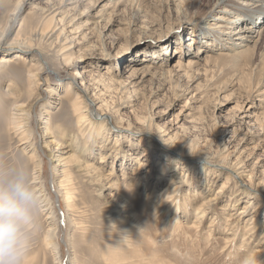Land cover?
<instances>
[{
	"label": "rangeland",
	"instance_id": "1",
	"mask_svg": "<svg viewBox=\"0 0 264 264\" xmlns=\"http://www.w3.org/2000/svg\"><path fill=\"white\" fill-rule=\"evenodd\" d=\"M119 1L86 0L78 5L70 0H0V37L3 31L6 34L2 45L18 37L21 41L33 40L38 49L34 55H39L44 67L50 70L49 76H42L40 89L32 86L31 80L27 83L21 101L25 109L31 110L38 95L41 100L22 123L26 128L17 127L11 100L8 105H0V179L21 169L29 171L32 182H40L33 183L41 188L38 192L50 199L49 204L47 200L43 202L36 216L24 264H242L246 255L263 246L260 242L264 236V197L254 192L241 193L249 178L229 181L227 171L196 161H203L206 153L215 158L228 157L230 161L239 156V160L250 164L249 169L252 167L258 178L256 184L264 180V35L260 41L256 37L264 25V17L257 25L252 22L233 24L231 30L252 26L249 32L255 38L244 47L229 50L227 46L232 47L237 41L218 45L215 41L218 38L211 40L201 35V28L217 24L218 17L226 14L223 8L220 12L215 7L216 0H125L116 5ZM237 2L250 8L255 1ZM55 10L64 13L53 20L51 14ZM100 10L103 12L99 13L97 23L85 26L88 14L96 15ZM84 12L88 14L81 17ZM64 16L63 23L56 21ZM71 20L75 25L70 27L67 23ZM119 20L124 24L117 25ZM133 21L137 25L131 34L128 26ZM80 26L83 27L78 29ZM64 28L61 44L56 40L52 44L51 31ZM73 29L76 33H70ZM143 31L147 32L141 34ZM66 37H69L67 41ZM118 39L119 45L124 47L115 55L117 50L112 48ZM193 39L206 51L190 69L179 68L187 65L190 53H194L188 47ZM63 47L67 48L64 56L71 55V62L75 61L73 68H67L61 59L59 50ZM113 50L115 57L105 56ZM7 51L0 49V57L11 54ZM101 52L106 54L99 56ZM80 56L85 57L84 64L79 61ZM143 59H149L153 69L147 75L134 78L130 75L131 68L140 69ZM31 65L30 59L25 65L21 63L23 76H28L29 69H36ZM6 69L1 68L0 74L10 72L8 76H15L11 81L18 85L21 70L4 71ZM76 69L87 82L102 75L119 82L109 89L106 97L114 113L106 119L104 132L99 131L91 114L82 121L74 115L72 103L75 92H80V84L73 83V92L68 97L66 94L72 82L69 74ZM50 86L56 89V96L46 92ZM0 87V92H4L9 83L3 81ZM91 111L97 115L96 107ZM120 119L125 125L131 123V132L116 128ZM141 119L152 125L153 135L174 137V143L185 150L187 156L177 158L151 137H144L141 143L143 136L138 133L143 127ZM47 123L51 124L53 132L47 141L53 145L45 150L43 138ZM23 130L27 131L25 136ZM28 140L29 148L25 149L26 144H21ZM57 141L73 145L69 154L95 166H101L102 155L110 156L101 166L106 179L102 191L99 186H87L83 177L73 174L75 214L67 212V203L58 198V185L54 182L53 169L58 161L49 154L51 149H56ZM150 145L153 158L141 159L139 156L147 153ZM34 154L42 162V171L32 159ZM141 160L147 166L143 170H139ZM158 161H164L169 169L163 172L156 168ZM145 176H149L147 181H144ZM160 176L163 179L159 180ZM172 178L184 180L179 184L180 199L159 212L148 208V198L154 190L164 199ZM142 182L146 186L140 195L134 186ZM261 185L264 187V183ZM100 192L103 197H99ZM205 199L211 201L215 214L203 220L200 228H193L196 210ZM114 200L117 201L114 205L128 204L140 226L130 229L117 224L108 208ZM249 202L251 214L240 216ZM50 207L55 213L54 220L47 218L46 208ZM255 213L259 230L243 245ZM231 223L237 224L239 231L236 230L234 242L228 243V231L234 228L228 226ZM53 228L57 230L55 233ZM146 228L149 235L141 240V230ZM210 232L212 239L209 240ZM158 237L161 241L152 247ZM258 257L260 264H264V254Z\"/></svg>",
	"mask_w": 264,
	"mask_h": 264
},
{
	"label": "bare ground",
	"instance_id": "2",
	"mask_svg": "<svg viewBox=\"0 0 264 264\" xmlns=\"http://www.w3.org/2000/svg\"><path fill=\"white\" fill-rule=\"evenodd\" d=\"M70 1H74L75 3L80 5L79 4L80 2H84L86 0H70ZM123 1H125V0H120L116 5L121 4ZM252 1H255V2H252L250 8H246L243 5H239L237 0H216L215 1V7H218L217 8L218 11L221 10L220 8H223L224 13H226V14H224L221 17H218V19H217L218 23L217 24H214L213 26H210V27L201 28L202 29L201 35H203L205 38H208V39L210 38L211 40H213V39L215 40L218 38L217 40H215L218 45H220L224 41H226V42L228 41L229 43H232L233 40L237 41L236 43H234V45L232 47L230 45L229 46L226 45L229 50H231V49L235 50V46L236 47L237 46L238 47H244L249 41L252 42L251 40L253 38H255V36L250 35V32H249V29H253L252 26H249L247 28L245 27L246 29H248V31H246V29H244V28L240 29V27L235 29V30H231V26L235 23L252 22L251 24L257 25V23H259V21L262 19V17H264V0H252ZM82 5H83V3H82ZM103 7H105V5H103ZM101 12H103V11L100 10V12H98V14L96 13V15H95V13H92V14H88L86 12L82 13L81 17H83L87 14L89 16L87 22H85L86 23L85 26L91 25V22H93L92 24H96L97 23L96 20L100 17L99 13H101ZM61 13H64V12H58L56 10L53 11L51 14L52 19L54 20L56 18V16L60 15ZM65 19H66V17L64 16V17H62L56 21L63 23L65 21ZM109 20H110V18H109ZM67 21H68V19H67ZM72 22H73V20L69 21V23H67V25L70 26L71 24H73ZM116 24L120 26L121 24L123 25L124 22L119 20L116 22ZM73 25H75V24H73ZM136 25L137 24H135V22L133 21L132 24H130L128 26L129 32H131V34L136 31V29H134V27H136ZM82 27L83 26H80L77 28L81 29ZM67 28H69V27L67 26ZM65 29L66 28H64L62 30L61 29L60 30H57V29L54 30L53 29V31H51L52 35L50 38L54 37V40H52V42H51L52 44H53V41H55V40L57 41L56 43L60 42V44H61L63 32L65 31ZM74 31H75V29L71 30L70 33H76ZM146 32L147 31H143V32H141V34L146 33ZM4 35H6V34H4V31H3V33L1 34V37H0V49H2V50L4 49V51H7V50L11 51V54H7L6 56L3 55L0 57V69L7 67V69L4 71H9V70H13V69H14V71L15 70H19V71L21 70L20 73L22 74V77H20V79H19L20 83H18V85H16V83H13V80L11 81V77L12 76L15 77V76L12 74H11L12 76H8L10 74H7L10 72L0 74V85H3V81H6V83L7 82L9 83L8 89H6L4 92L3 91L0 92V105H5L6 103H8L11 100V103L14 107L13 110L16 111L14 113V115L16 116L15 121L16 120L18 121L17 127L19 129H24V128H26V126L23 125L22 123H24V121H26L28 119L29 113L31 112L32 108L34 109L36 104L41 100V96L38 95V97H36L34 99V102L31 106V110L25 109V106H24V104H22L23 102H21V101L25 97L24 93H25V90L27 89V85H28L27 83L29 80H31L32 86H35V87L40 89L41 88L40 86H42V83H41L42 76L43 75L49 76L50 70L47 69L46 67H44L41 59L39 58V55H37V56L34 55L35 53H37L38 49L33 44V40L28 39L26 41V39H25V41H21L20 39H18L19 38L18 37L16 39L14 38V40L12 39L11 42H9L5 45H2V40L4 39L3 38ZM263 35H264V25H263L262 29L258 30V34L256 37L259 38V41H260V39L262 38ZM68 38L66 37L65 40L67 41ZM193 41H194V39L189 42L190 44H188V47L192 48L194 50V53H190L191 57H189L187 65L179 66V68H185L186 67V69H187V67H188L190 69V67H193V64L196 63V59L199 58L201 56V54L204 53V51H206L203 48H201L200 46L199 47L197 46V43H198L197 41L196 42L195 41L193 42ZM255 42L257 43V41H255ZM119 43H120V39L117 40V42L115 43V47L112 48L114 50L115 49L117 50L115 55H118L120 53V50L124 47L123 44L119 45ZM208 45L210 46L209 43H208ZM66 49L67 48L63 47L59 50V52L63 56L61 59H62V61L65 62V66L67 68H73L75 61L73 63L71 62V60H72L71 55L70 56L69 55L64 56L63 51H65ZM114 50L108 52L107 54L104 52H101L99 54V56L106 54L105 56L113 58V57H115V56H113ZM214 50L215 49H213L212 51H214ZM12 51H14V52H12ZM175 54H179V52L175 51ZM83 58H85V57L80 56L78 58V59H80L79 61H81L82 64H84L86 62L85 60H83ZM28 59H30V61L32 63L31 66L36 67V69H29L28 70V76L25 77V76H23L24 70H22V68H19V67H20L21 63H23V65H25V63H27ZM140 63L141 64H139V65L142 66L140 69L131 68L132 72L130 75L133 76L134 78L139 77L140 74L147 75L150 73L151 69H153L152 67H150V60L149 59H147V60L143 59L140 61ZM143 63H146V65H143ZM179 64L182 65L181 63H179ZM83 68L86 69L87 66H84ZM66 73H67V71H66ZM57 74L59 75V73H57ZM69 75H70L69 77L72 78V82H70L69 85L67 86L68 89H67L66 97H68L71 94V92H73V88H72L73 83L80 84L79 90L81 93L75 92L76 98L72 103L73 110L75 111L74 115L79 116V119L82 121L86 116H88V114H91V116L96 119L95 122L98 125L99 131L107 130L106 129V126H107L106 119H109V117H111V114L114 113V111H112V109H111L112 106L111 107L109 106L110 105V104H108L109 100L106 97H107V94L109 92V89L115 87L117 84H119V82H116L112 78H106L103 75L97 76L98 78H95V79L91 80L90 82L89 81L87 82V81H85L83 74L81 72H79L77 69H76V72H74L73 74L71 73ZM81 78H82V82L80 83L79 79H81ZM46 92L52 96L57 95L56 89H54V87H52V86L48 87V89H46ZM82 94H84V96ZM6 105H8V104H6ZM95 107H96V114L97 115H93L94 113H91L92 112L91 108L93 109ZM0 108L2 109V106H0ZM144 120L143 119L139 120V121H141L140 124L143 125V127H141L142 129H140L141 131H138V133L142 134V136H143V137H141V140H140L141 143L143 140H145L146 137H151L152 139L156 140L158 145L165 147L168 151H170V153L177 156V158H183V157L185 158V155L187 154V152L185 150H183L178 144L176 145L174 143V137H168L169 134H164L163 136L153 135L152 125L150 123L147 124V122H144ZM46 125L47 126L45 127L44 138H43L44 143H45L44 144L45 150L50 149L53 145V143H51L50 141H47V138H52V134H53V132L51 130V124L47 123ZM131 127H132L131 123H127V125L123 124L122 119H120L116 123V128L120 131L122 130V131L131 132V130H132ZM26 132H27L26 130L22 131L23 136L26 135L25 134ZM101 135H102V133H100V136ZM28 142H29V140L27 142L26 141L22 142L21 145L26 144L25 149H27V147L29 148ZM54 145L56 146V149H54V150L51 149V153L49 154V157L58 161V165L56 166V168L53 169L54 178H55L54 182L57 183L56 185H58V189H57L58 198L59 199L63 198L65 203H67V205H66L67 212H70V214H71V212H73L75 214L76 205H74V202H75L74 195L75 194L73 195V182H72L73 174H77V175L83 177L86 181L87 186H90V187L99 186V188L101 187L99 189V191L100 190L102 191L106 185V183H104L106 181V179H105V176L103 175V168L104 167H101V166L103 164L105 165L106 159L109 158L110 156L104 155L105 156L104 157L102 155L101 160H100L101 166H95L91 163L82 162L80 160L79 156L76 157V156L69 154L70 152L73 151V147H71L73 145H71V144L66 145V144L61 143L59 141H57ZM64 149H67V151ZM139 157L141 159H144L145 157L153 158L152 146L150 145L149 151L147 153H144L143 155H140ZM32 159L34 160V162L38 163L39 171H42L43 165H42V162H40V159L38 160V157L35 156V154L32 157ZM36 159H37V161H36ZM138 160H140V159H138ZM196 162L198 164L202 162V164H204V165L206 163L207 165H210L211 167L218 168L219 169L218 171H223V170L227 171L229 173V176H228L230 178L229 181H233V180H237V179H242V181H243L244 178H249V180L247 182L248 185L244 184V190H242L243 192H241V193L245 194V191H246L247 195H250V193L252 194L254 192V193L260 194V195H262V197H264V187L261 185L264 183V180L262 179L259 184H256V181L258 180V178L255 176V173L252 170V167H251V169H249L250 164H248V162L246 163V161H244V160L243 161L239 160V156L235 160L230 161V159L228 157L215 158L213 156V154L211 155V154L206 153V157L203 159V161L200 160V161H196ZM139 164H140L139 170H143V169H145V167H147L146 164L142 162V160L140 161ZM156 168H161V170L163 172H165L166 170L169 169V166L167 164H165L164 161L163 162L158 161V163L156 164ZM151 170L152 169H150L148 174L151 173ZM199 170L204 171V168L203 169L200 168ZM145 177H144V181H147L149 176H145ZM37 179H40L39 176H37ZM158 179L161 180L163 178L160 176V178H158ZM183 181L184 180L182 178H172L170 186L167 188V191L164 192V196H165L164 199H162V196L159 193V191L154 190L152 193V196L150 198H148V203H147L148 206L147 207L148 208L151 207L152 209H154L157 212H159L163 209H166L168 207L169 208L172 207V203L175 201H178L180 199L178 197V196H180V189H181L179 184L184 183ZM229 181H227V182H229ZM33 183L37 184L40 182L35 180ZM145 186L146 185L143 182L142 183H136V185L134 186L135 191H137V193H139L141 195L142 192L145 191V189H144ZM109 187L112 188L113 185H110ZM224 188H225V184L222 187V189H224ZM36 189H37V191H41V188L39 189L37 187ZM101 194H102V192H100L99 197H103ZM44 197H46V195H44ZM46 200H47V204H49L48 200L50 202V199L44 198V201H46ZM184 200H185V198H184ZM115 202H117V201H115V200L112 201V205L108 206V208L110 209L109 213H112L114 218H116L117 224H119L120 226H124L126 228L129 227L130 229L136 228L137 226H140V224L137 223L138 222L137 218H136L137 215H135L133 213V209L128 204H126L125 202H118L116 205H114L113 203H115ZM109 203L110 202H108V204ZM250 203L251 202H249L246 205L245 209L241 211V213L239 214L240 216L244 215V217H247L251 214V210H250L251 206L249 205ZM178 205H180V204H178ZM213 207L214 206H213V204H211L210 200H208V201L206 199L203 200L201 206L196 210V218L192 224V227L196 228V229L200 228L202 223H203V220H205L206 218L208 219L210 216L215 214V208H213ZM258 208H261V206H258ZM51 209H52L51 207L46 208V211H48L47 213L49 214L47 216L48 219L55 218V216H54L55 213H53L51 211ZM262 211H264V209ZM176 216H177V213H176ZM256 216L257 215L255 213V215L251 218L252 223L250 225H252V227L249 226V228L247 230V231H249L248 235H247L248 237H246L244 239L243 245H245V242L247 240L248 241L250 240V237H254V235L257 234V231L259 230L258 228H259L260 224H259V220L257 219ZM216 219H217V217L215 218V220ZM70 220H71V218H70ZM231 225H232V223L229 224L228 226H231ZM143 227H141V228H143ZM211 227H212V225H211ZM232 227H234V228H231L232 232L228 231V235H230V237H228L226 239L228 243L234 242L235 236L238 233L237 231H239L237 224L232 225ZM125 230H127V229H125ZM192 230H194V229H192ZM55 231H57V230L53 228L52 232L55 233ZM141 231L143 233L141 236V240H142V238H147L149 235L147 232V228L142 229ZM211 237H212V232H210L209 240L212 239ZM261 239H262V242H260V245L262 244L263 246L257 247L258 249L256 248L254 251V254L256 255L257 258H259L258 256H262L264 254V236ZM154 241L155 242H153L152 247H155L157 245V242L161 241V237H158L157 240L155 239ZM243 245H242V247L241 246H239V247L245 248V246H243ZM229 248H231V247H229ZM245 250H246V248L244 249V251ZM237 253H239V252L237 251ZM237 253H236V255H237ZM229 254H230V252H229Z\"/></svg>",
	"mask_w": 264,
	"mask_h": 264
},
{
	"label": "clouds",
	"instance_id": "3",
	"mask_svg": "<svg viewBox=\"0 0 264 264\" xmlns=\"http://www.w3.org/2000/svg\"><path fill=\"white\" fill-rule=\"evenodd\" d=\"M29 171L0 179V264H24L32 242V227L44 202ZM242 264H260L254 253Z\"/></svg>",
	"mask_w": 264,
	"mask_h": 264
},
{
	"label": "water",
	"instance_id": "4",
	"mask_svg": "<svg viewBox=\"0 0 264 264\" xmlns=\"http://www.w3.org/2000/svg\"><path fill=\"white\" fill-rule=\"evenodd\" d=\"M67 261L69 262V259Z\"/></svg>",
	"mask_w": 264,
	"mask_h": 264
}]
</instances>
